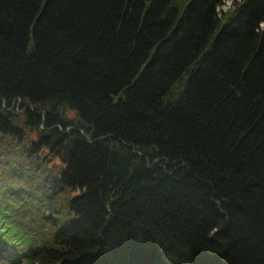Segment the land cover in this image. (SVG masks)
<instances>
[{
  "label": "trees",
  "instance_id": "16d2710c",
  "mask_svg": "<svg viewBox=\"0 0 264 264\" xmlns=\"http://www.w3.org/2000/svg\"><path fill=\"white\" fill-rule=\"evenodd\" d=\"M224 3L0 0V264H264V0Z\"/></svg>",
  "mask_w": 264,
  "mask_h": 264
},
{
  "label": "rangeland",
  "instance_id": "374dc122",
  "mask_svg": "<svg viewBox=\"0 0 264 264\" xmlns=\"http://www.w3.org/2000/svg\"><path fill=\"white\" fill-rule=\"evenodd\" d=\"M225 3L227 5H231L232 0H225ZM18 114H20V112H18ZM56 161H57V158H53L49 163L51 164V163L56 162Z\"/></svg>",
  "mask_w": 264,
  "mask_h": 264
},
{
  "label": "water",
  "instance_id": "95a60500",
  "mask_svg": "<svg viewBox=\"0 0 264 264\" xmlns=\"http://www.w3.org/2000/svg\"><path fill=\"white\" fill-rule=\"evenodd\" d=\"M13 125H14V126H18V125H19V123H18V122H16V121H14V122H13Z\"/></svg>",
  "mask_w": 264,
  "mask_h": 264
},
{
  "label": "flooded vegetation",
  "instance_id": "af4514ba",
  "mask_svg": "<svg viewBox=\"0 0 264 264\" xmlns=\"http://www.w3.org/2000/svg\"><path fill=\"white\" fill-rule=\"evenodd\" d=\"M18 112H20V110L16 109V111H14L13 113L18 114Z\"/></svg>",
  "mask_w": 264,
  "mask_h": 264
},
{
  "label": "bare ground",
  "instance_id": "6f19581e",
  "mask_svg": "<svg viewBox=\"0 0 264 264\" xmlns=\"http://www.w3.org/2000/svg\"><path fill=\"white\" fill-rule=\"evenodd\" d=\"M226 6H227V4H226V3H224V4L222 5V7H223V8H225Z\"/></svg>",
  "mask_w": 264,
  "mask_h": 264
}]
</instances>
